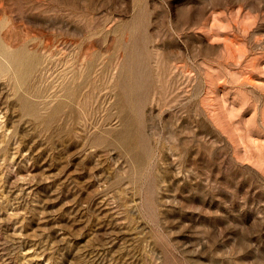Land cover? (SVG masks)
Listing matches in <instances>:
<instances>
[{
	"label": "rangeland",
	"instance_id": "obj_1",
	"mask_svg": "<svg viewBox=\"0 0 264 264\" xmlns=\"http://www.w3.org/2000/svg\"><path fill=\"white\" fill-rule=\"evenodd\" d=\"M0 4V44L16 26L51 46L30 71L0 47V264H264V0ZM85 44L100 58L68 135ZM138 63L140 159L112 141Z\"/></svg>",
	"mask_w": 264,
	"mask_h": 264
},
{
	"label": "bare ground",
	"instance_id": "obj_2",
	"mask_svg": "<svg viewBox=\"0 0 264 264\" xmlns=\"http://www.w3.org/2000/svg\"><path fill=\"white\" fill-rule=\"evenodd\" d=\"M4 2V1H3ZM17 2V1H16ZM1 5V4H0ZM10 5V4H9ZM17 5V3H16ZM15 8V7H14ZM7 10V9H6ZM19 11V10H18ZM21 11V10H20ZM12 25V24H11ZM15 27H11V28H7V32L6 34H2V43L0 44V47H2V44L6 45L7 47V52H5L6 54V59L9 61V64L13 65H22L25 66L29 71L30 70H34L35 67H37L36 65H38V61H40V55H39V48L40 46H45L46 48H50V43L47 41H43L42 43L39 42H34L33 43V47L32 49L30 47H28V45L30 44L29 42V38L31 36V32H22L19 31L17 29H15ZM27 30V29H26ZM61 30V29H60ZM62 31V30H61ZM65 34V33H64ZM36 36V35H35ZM62 37V36H61ZM76 38V37H75ZM35 39V38H34ZM57 39V38H56ZM84 39V38H83ZM45 40V39H44ZM47 40V39H46ZM49 40V39H48ZM92 40V39H90ZM51 41V40H50ZM74 41V40H73ZM93 41V40H92ZM89 42V41H88ZM29 43V44H28ZM70 43V42H69ZM84 43V42H83ZM90 43V42H89ZM92 43V42H91ZM65 44V43H64ZM93 44V43H92ZM80 45V44H79ZM86 45V44H85ZM94 45V44H93ZM93 45L88 44L86 45V47L84 46L80 52V55L85 58V61L87 62V64L85 66L80 67L81 71H75L73 73V77H72V81L74 84L72 85V87H70L71 89L68 90V97L69 99H71L68 103H69V111L68 115L70 116V119L72 120V122H70L69 124L65 125V123H61L62 124V128L60 129L61 131L66 130V133L69 134H73L75 131V128L73 127V120L75 117L74 111L72 110L71 107V102H76L77 100L75 99V97H82V94L79 96L81 90L82 92L84 91L83 89L86 88L90 82L92 81L91 78V74L95 71V67L97 65V60L100 58L99 56V52L94 51L93 49ZM9 46H14L16 47L15 50L13 49V51H11V48ZM57 46V45H56ZM69 46V44H68ZM75 46V44H74ZM81 46V45H80ZM44 48V47H43ZM55 48V47H54ZM93 48V49H92ZM59 49V48H58ZM67 49V48H66ZM77 49V48H76ZM97 50V49H96ZM50 51V50H49ZM61 51V50H60ZM77 51V50H75ZM1 52V51H0ZM3 52V51H2ZM3 52V53H4ZM48 53V52H47ZM62 53V52H61ZM1 54V53H0ZM69 54V53H68ZM78 54V53H77ZM65 55V53H64ZM63 55V56H64ZM116 55V54H115ZM114 55V56H115ZM56 56V54H55ZM54 56V57H55ZM113 56V55H112ZM59 57V56H58ZM111 57V56H110ZM116 57V56H115ZM56 58V57H55ZM60 58V57H59ZM74 58V57H73ZM145 58V57H144ZM53 59V58H52ZM77 58H75V62ZM79 60V59H78ZM81 60V57H80ZM79 60V61H80ZM83 60V59H82ZM112 60V59H111ZM78 61V62H79ZM38 62V63H37ZM85 62V63H86ZM84 63V62H83ZM81 63V61L79 62V64H83ZM110 63V62H109ZM69 64V63H68ZM73 64V63H72ZM76 64V63H75ZM16 65V66H17ZM74 65V64H73ZM72 65V66H73ZM21 67V66H19ZM129 69V68H128ZM102 70H104V67H102ZM22 71V70H21ZM20 71V72H21ZM162 71V70H161ZM16 72V70H15ZM28 72V71H27ZM149 71L143 67V64L141 65L140 63H138L136 66H131L130 70H125L122 71V75L123 77H126L125 79H127L126 81H124L122 84H120L122 93H124V96L122 97L123 99V103L125 105V107L127 109H129V111L127 112V114L125 115H121L122 117H120L121 123L123 128L121 130H119L116 133H113L112 137L114 142L118 143L120 145V149L123 150V152H130L131 149L136 148V147H140L143 150H140V152H135V156L137 158L140 159V157L144 158L146 156H150L151 153V149L149 150V145L151 144L152 140L151 136L147 133L146 128V118L144 116V112H145V108L148 105L150 100V93L151 90L153 89V85H154V81L150 80L149 76H147V73ZM19 73V71H18ZM163 74V73H162ZM12 75V74H11ZM19 75V74H18ZM13 78V76H12ZM96 78V77H95ZM78 79H80L79 81H77ZM155 79V78H154ZM160 81H162V79H159ZM99 81V80H98ZM165 82H163V86L166 87V85L164 84ZM95 84V82H94ZM98 85V84H97ZM161 86V85H160ZM89 87V86H88ZM95 87V86H94ZM92 88V87H91ZM96 88V87H95ZM92 90V89H90ZM89 90V91H90ZM88 92V91H86ZM162 92V91H161ZM79 93V94H78ZM85 93V92H84ZM93 94V93H91ZM162 94V93H161ZM97 95V94H96ZM93 97V95H91ZM90 94H86V97H84L83 99H85L84 102H82V100H80L79 102H82L83 104L88 105L87 101L89 100V98L91 97ZM95 96V95H94ZM66 99V98H65ZM80 99V98H77ZM76 100V101H74ZM64 102V101H63ZM77 103V102H76ZM74 104V103H73ZM84 106V107H85ZM82 107V106H81ZM75 108V107H74ZM86 108V107H85ZM85 110V109H84ZM64 112V111H63ZM142 112V116H140L139 118L137 117L139 115V113ZM63 114V113H62ZM58 115V113H57ZM78 115V114H77ZM62 117V116H61ZM76 118V117H75ZM76 120V119H75ZM60 124V125H61ZM64 128V129H63ZM155 180V178H154ZM153 180V181H154ZM110 235V234H109ZM112 237V236H111ZM105 240V239H104ZM111 240V239H110ZM113 241V240H112ZM111 241V242H112ZM100 244V243H99ZM106 244V243H105ZM130 253V252H129ZM99 256V255H98ZM101 258V257H100ZM98 263V262H97Z\"/></svg>",
	"mask_w": 264,
	"mask_h": 264
}]
</instances>
